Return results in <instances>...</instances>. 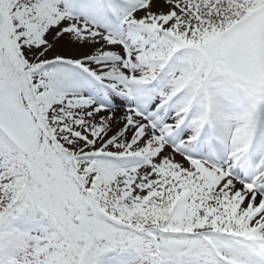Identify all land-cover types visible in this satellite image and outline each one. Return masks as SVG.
Segmentation results:
<instances>
[{"label": "snow or ice", "instance_id": "snow-or-ice-1", "mask_svg": "<svg viewBox=\"0 0 264 264\" xmlns=\"http://www.w3.org/2000/svg\"><path fill=\"white\" fill-rule=\"evenodd\" d=\"M0 264H264V0H0Z\"/></svg>", "mask_w": 264, "mask_h": 264}]
</instances>
